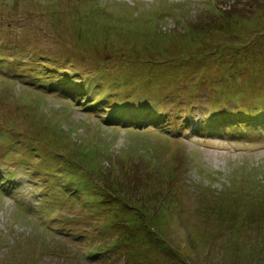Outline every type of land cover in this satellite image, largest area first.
<instances>
[{"label":"rangeland","instance_id":"obj_1","mask_svg":"<svg viewBox=\"0 0 264 264\" xmlns=\"http://www.w3.org/2000/svg\"><path fill=\"white\" fill-rule=\"evenodd\" d=\"M0 264H264V0H0Z\"/></svg>","mask_w":264,"mask_h":264},{"label":"trees","instance_id":"obj_2","mask_svg":"<svg viewBox=\"0 0 264 264\" xmlns=\"http://www.w3.org/2000/svg\"><path fill=\"white\" fill-rule=\"evenodd\" d=\"M101 69H104V70H106L105 69V67L103 66V67H101ZM107 80V79H106ZM115 104H117V103H114V105ZM123 106H124V103H123ZM124 109H125V107H124ZM144 110H146V109H144ZM129 112V111H128ZM136 112H138V111H136ZM134 116V115H133ZM132 116V117H133ZM127 120H128V118H127ZM129 121V120H128ZM107 183H109V184H112V183H114V184H116L115 185V188H117L116 186H118V187H120V182L118 181V180H107ZM113 185V184H112ZM114 187V186H113ZM94 189H100V190H103V191H107L108 193H109V195H112V194H114L115 192L114 191H110L111 189L112 190H114L112 187H110V186H105L104 184H101L100 186H96V188H94ZM146 230L147 231H149L150 233H151V225H149L148 223L146 224Z\"/></svg>","mask_w":264,"mask_h":264},{"label":"bare ground","instance_id":"obj_3","mask_svg":"<svg viewBox=\"0 0 264 264\" xmlns=\"http://www.w3.org/2000/svg\"><path fill=\"white\" fill-rule=\"evenodd\" d=\"M22 144V143H21ZM21 146H23V145H21ZM74 175H75V173H74Z\"/></svg>","mask_w":264,"mask_h":264}]
</instances>
